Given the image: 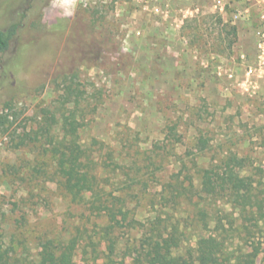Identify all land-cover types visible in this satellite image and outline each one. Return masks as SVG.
<instances>
[{"label": "rangeland", "instance_id": "rangeland-1", "mask_svg": "<svg viewBox=\"0 0 264 264\" xmlns=\"http://www.w3.org/2000/svg\"><path fill=\"white\" fill-rule=\"evenodd\" d=\"M217 14L208 0H169L161 14L140 0H0V29L15 25L0 52V111L8 102L15 113L0 132V260L28 264L43 241L76 236V264H139L141 236L157 217L177 226L182 254L218 227L227 251L255 245L264 264V219L242 222L199 189L198 168L235 152L264 196V72H247L256 14L235 24V37ZM65 75L83 91V143L100 149L98 164L115 158L99 175L126 219L108 233V216L91 208L93 190L72 200L43 144L15 148L10 139L54 107Z\"/></svg>", "mask_w": 264, "mask_h": 264}, {"label": "trees", "instance_id": "trees-1", "mask_svg": "<svg viewBox=\"0 0 264 264\" xmlns=\"http://www.w3.org/2000/svg\"><path fill=\"white\" fill-rule=\"evenodd\" d=\"M216 16L218 21L223 22L219 14ZM224 25L225 29L228 26L225 30L226 34L235 37L237 34L235 24L225 22ZM14 29L15 25H11L7 31L0 29V52L8 48ZM74 78V75H65L62 78L63 88L57 103L53 108L40 109L36 127L23 129L20 132L12 130L9 132L10 139L14 142L15 148L29 144H43L44 151L54 160L55 171L61 179V187L72 200L81 201L85 190H93L91 208L99 212L103 210L108 216L110 223L104 228L108 233L110 228L126 219V212L117 205L120 199L106 192L99 175L100 168L112 169L115 158L109 152L108 157L98 164L96 154L100 149L88 148L83 143L79 134L82 126L80 100L83 99V91L77 87ZM11 109L10 104L5 102L0 111L2 134L9 130L15 118V113ZM197 142L199 144L197 154L202 155L207 141L200 137ZM92 143L98 141L93 138ZM243 169L244 158L235 152L222 155L206 166H200L198 168L200 192L209 199L216 198L228 203L237 214L236 218L242 222L264 219V196L257 189L253 178L243 173ZM198 213L204 220L206 212L199 209ZM118 214L121 215L120 219L117 218ZM229 222L230 225L234 224V220ZM221 225L224 227L223 224ZM203 228H210L208 221L204 220ZM217 229L218 227L209 229L207 234H198L193 245L182 254L179 252L180 238L177 234V226L171 225L168 228L156 217L141 236L138 246L139 264H263L257 259L259 248L255 245L249 250H241L236 254L227 251ZM77 241L76 236L63 242L47 239L41 243L38 259L28 264H76L74 251ZM108 247L112 252L113 241L109 242ZM0 257H2L1 243ZM0 264H7V257L2 258Z\"/></svg>", "mask_w": 264, "mask_h": 264}, {"label": "built area", "instance_id": "built-area-1", "mask_svg": "<svg viewBox=\"0 0 264 264\" xmlns=\"http://www.w3.org/2000/svg\"><path fill=\"white\" fill-rule=\"evenodd\" d=\"M169 0H140L143 9H150L156 14L163 13V7ZM210 10L218 13L223 21L236 24L238 21L250 19L252 9H256L253 35L255 37L256 64L248 66V73L253 72L252 67H258L264 72V0H208ZM245 59V54H241Z\"/></svg>", "mask_w": 264, "mask_h": 264}, {"label": "crops", "instance_id": "crops-1", "mask_svg": "<svg viewBox=\"0 0 264 264\" xmlns=\"http://www.w3.org/2000/svg\"><path fill=\"white\" fill-rule=\"evenodd\" d=\"M195 9H198V5L195 6ZM251 12H253V13H255V14L257 13L256 9H252ZM254 19H256V15H255V17H253V20H254Z\"/></svg>", "mask_w": 264, "mask_h": 264}]
</instances>
